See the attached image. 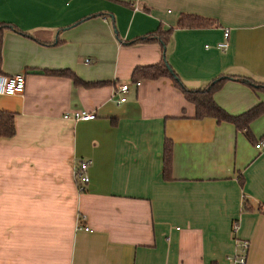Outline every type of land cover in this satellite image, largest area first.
Masks as SVG:
<instances>
[{
    "label": "crops",
    "instance_id": "obj_1",
    "mask_svg": "<svg viewBox=\"0 0 264 264\" xmlns=\"http://www.w3.org/2000/svg\"><path fill=\"white\" fill-rule=\"evenodd\" d=\"M0 23V75L25 77L0 95L14 124L0 139V264H231L243 240L246 264H264V114L250 140L196 118L170 77L132 80L165 55L187 88L228 76L213 98L231 115L264 104L237 78L264 84V0H0Z\"/></svg>",
    "mask_w": 264,
    "mask_h": 264
},
{
    "label": "trees",
    "instance_id": "obj_2",
    "mask_svg": "<svg viewBox=\"0 0 264 264\" xmlns=\"http://www.w3.org/2000/svg\"><path fill=\"white\" fill-rule=\"evenodd\" d=\"M6 26L3 23H0V44H1V31L4 30ZM159 41L164 49L166 42V32L158 31L156 32ZM152 34H148L139 39L134 40L137 41H149ZM47 73H55L60 75H69L74 83H81V81L76 78V76L68 71H50L46 70ZM159 76H168L172 79L174 84L181 89L186 100L193 103L195 107L194 116L198 119H202L205 117H212L217 119V121H225L233 124L236 129L243 131L246 136L252 139V136L249 131V124L254 119L258 118L262 114H264V104L258 103L257 105L251 107L247 111L238 114L231 115L223 110L213 98V95L216 91H218L223 83L228 79V76L220 75L210 82H208L204 87L190 89L187 88L182 81L178 78L177 74L170 67L165 55L162 56V59L159 63L146 66V67H137L133 71L132 80L134 82L139 81L140 77L146 78H156ZM241 81L249 84L254 90L261 89L264 91V84L256 82L250 78L246 77H237ZM14 134V124H13V115L8 111L0 110V139L5 137H10ZM171 160H172V145L170 140H165L163 145V178L169 179L170 177V169H171ZM240 182L242 178L239 177Z\"/></svg>",
    "mask_w": 264,
    "mask_h": 264
},
{
    "label": "built area",
    "instance_id": "obj_3",
    "mask_svg": "<svg viewBox=\"0 0 264 264\" xmlns=\"http://www.w3.org/2000/svg\"><path fill=\"white\" fill-rule=\"evenodd\" d=\"M228 36V30L224 31V37ZM226 45L225 42L220 44L221 47ZM139 81L135 82L138 85ZM25 77L23 73H15L11 75H0V95H20L24 91ZM129 85L122 83L118 86L116 92L122 94L116 99L117 103L124 102L126 97L124 94L128 91ZM65 119H72L74 121H87L96 118L95 112H88L85 110H72L63 115ZM264 143L259 142L256 144L257 148L263 147ZM91 163L90 160H79L74 166V177L76 180L77 187L80 191H83L86 184L89 181L87 175V168ZM78 228H81V223H78ZM88 230V227H82ZM236 252L232 256H227L231 264H246L247 252H248V241H239L237 244Z\"/></svg>",
    "mask_w": 264,
    "mask_h": 264
}]
</instances>
